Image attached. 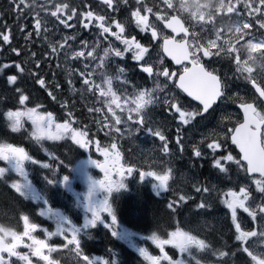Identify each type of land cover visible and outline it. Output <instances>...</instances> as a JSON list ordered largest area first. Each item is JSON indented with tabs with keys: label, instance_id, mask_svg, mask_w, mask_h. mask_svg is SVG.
I'll list each match as a JSON object with an SVG mask.
<instances>
[{
	"label": "rangeland",
	"instance_id": "obj_1",
	"mask_svg": "<svg viewBox=\"0 0 264 264\" xmlns=\"http://www.w3.org/2000/svg\"><path fill=\"white\" fill-rule=\"evenodd\" d=\"M25 1L31 4V0ZM96 1H101L103 6H106L107 8L104 13L97 9V12H93V14L105 15L106 19L120 21L125 26V35L129 39L135 36L140 43L150 48L153 55L151 60H149V63H151L155 68H159V57L155 55V50L152 45H156L158 47V45L162 43V39L153 41L151 39L150 31L147 33L140 32V30L136 27L135 19L131 14L138 6L141 8L152 7V14H148L143 11L142 14L149 15L150 22L157 27L161 37L163 35H168L170 32L163 28V26L156 21L155 18L157 10L161 14H165V6L163 5L162 0H139V5L138 0H112L113 7H109L105 3V0ZM259 3L260 0H169V8L171 10H168L166 14L171 15V17L176 15L179 16L183 22L186 23L187 28L190 29L191 34L189 45L194 55V60L198 62L202 49L206 50L208 54H213L214 57L211 60L207 57H202L201 62H203L208 68L218 69L221 77L225 79V83L228 85L227 95L221 100L219 110L214 113L212 117H208L206 121H203L194 127L184 126L182 128L180 135L183 138V152L179 150V147L175 142L177 137L178 121L173 119L169 110L162 103V101L164 96L169 91H175L181 102L184 104L189 103L190 100L184 98L178 89H176L170 82H167L164 78L161 77L158 80L155 77L149 78L146 73L141 71L139 65L131 59L130 53L125 59H123V62L120 63V58L110 57L111 53L109 52V58L105 62L106 67L103 71L106 76L113 79V89L117 92V94L133 96L143 88L154 90L153 95L158 96L161 103L151 106L148 109V115L151 117L152 121L157 122L158 125L162 127L165 135L168 137L169 148L171 150V154L168 157H164L162 155L160 150L161 142L158 138L152 137L149 133H146L143 130L137 132L135 126H132L131 124L127 126L122 124L120 126L122 134L116 133L115 127H113L110 132L109 128L105 125L112 124V114L108 112L105 103L107 98L101 97L98 91L90 92L85 88L87 91L82 90L79 98L75 94L76 91H73L72 89L71 92H65L64 99H55L56 102L59 101L66 104V107L62 111L66 117H68L67 113L70 111L74 120L81 123L86 122L84 125L90 129L89 134L91 135V139L99 142L102 148L108 147L113 142L117 143V151L121 154L120 163L125 168L129 166H133L135 168L140 166L136 171V175H138L140 171H162L165 167V164L162 163V161H167V167H171L173 170L172 178L169 181V191H160L158 188H154L153 185L155 181L152 177H145L143 180L140 179L139 187L146 186L150 188L149 190L153 194L161 196L162 201H168L170 203L173 200H177V208L183 209L186 205V219L188 220L187 226L188 228H191V230H188V228L184 230L190 232L196 230L199 237L206 239L211 243L214 250L219 251H225L228 250V248L232 251H236L234 226L232 223L228 226V223L231 222L230 213L227 214L230 219L224 217L223 210L218 206H216L214 210H211L212 207L205 209L198 208V205L202 201L206 204H209L210 201L214 200L216 203H221L222 190L216 188L215 185L216 190H211L209 193H197L194 185L199 187H208L209 189H213L214 185L210 183L209 179L210 185L208 184L209 186H207V177L198 178L196 164L199 163L201 165L202 162L206 161V157L208 156L211 157V160L214 163V156L211 153V150L206 147V143L211 142V140L208 139L205 143H201V140L205 137L211 138L213 132L222 134L227 128L233 127L236 124V121L240 118V113L236 109V104L241 101L236 99L234 103L232 100L228 99V96L234 98L242 97L244 100H250L251 102L254 100L255 95L248 88L249 83L247 81L251 80L256 81L257 83H264V27H261V25H264V9L259 7ZM37 7L39 14L47 12V8L43 2H39ZM41 7L42 10L40 9ZM53 9L54 7L50 8L51 15L53 13ZM29 13L30 15L27 20L32 19L34 16L32 9L31 11L28 10V14ZM53 19H57V21H55L57 23L61 20L60 17L58 19L57 16H53ZM81 20L82 24L87 22L85 18ZM81 20L77 23V25H69L64 30H62L59 25H53L50 23V47L52 50L62 49L64 55L66 56L64 61L65 63L68 64V60H70L73 64H75L77 60L72 58L73 53L75 51L84 50L82 46V42L84 41L88 44V50H91L97 42L100 43L101 39H103L102 50L109 46V41H111L115 46L123 47L115 40V37H112L111 35L105 39L95 25H92L89 28L83 27L80 31ZM29 24L32 23L29 22ZM113 31H118L115 29L114 24ZM179 40H181V38H179ZM60 45H63V47L61 48ZM67 48H70L68 52L66 51ZM95 55L99 56L97 47L95 48ZM103 56L104 53L99 57ZM3 57L4 55L2 54L0 48V60ZM146 59H148V57H146ZM164 61V66L167 67L169 71H178L180 69L173 67L172 63L169 62L166 57H164ZM126 65H132L133 68L136 69L135 74L139 73L141 77L145 76L147 80L152 82V86L135 84H130L129 86L123 85L121 81L126 79L129 82L127 75L128 73L131 74V72L127 70ZM0 67H3L2 62H0ZM92 67H95V64H92ZM118 68L124 69L123 74L118 72ZM92 79H94L97 84L102 82L100 70L95 73ZM166 83L168 84V89L163 92ZM26 89L31 90L32 87ZM34 94H36V91H34ZM82 94L84 97H82ZM191 103L195 104L192 101ZM256 103L257 105H260L258 100H256ZM97 108L100 109L99 112L89 111V109ZM0 117H4V114H0ZM122 118L126 119V113ZM197 119L199 120V118ZM54 122L62 123L57 119H54ZM0 136L4 137L2 133H0ZM112 138H118L119 141L116 142V140ZM0 139L2 140H0V144H9L3 141L4 139ZM65 141L71 140L64 139L52 141L42 139L40 142L42 146L50 149V152L53 153V155H50V179L55 178L56 180L54 184H50V212L48 213V206L47 209L42 207V213L46 218L48 226L38 225L36 230L31 233V235L35 237L34 240L30 241L25 237L23 241L22 236H27L29 234V229L26 225H24L22 217L25 215L28 216L29 223L35 224L33 223L35 220L32 218L34 212H31V210L27 211V214H22L21 219L15 222V225L18 226V222L21 223L23 221L22 235L14 229L7 230L0 227V251L12 250L22 255H28L32 264H46V262L42 261L39 257L34 256L32 250L24 246L27 245L26 242H30L32 248L36 249L39 248V245L35 243V241H44L51 248L55 249V251L44 249V252L41 250L42 255L45 254L50 256L47 264H77L78 260L79 264H84L83 255H86L93 261L96 260L95 258L102 259V262L97 261L96 263V261H94V264H106L105 262L107 261H111L113 264H121L122 262L124 264H149V261L145 260L144 257L141 256L139 251L141 248L147 249L149 254L152 256H161L160 249L152 243L150 239H148L154 231L146 233L133 226H127V223H125L122 219H117V235L114 236L112 234V229L110 227H106V224H111V217L107 213L101 214V222L105 225L103 231L114 237L116 241L107 244L106 250L108 252L106 256L101 254L95 256L84 251L82 243L83 239L86 237V235L84 237L85 232H96V229L94 228L97 227L100 222H97L94 227L85 226L86 220L91 218L87 197L90 178L92 179V177L88 175L91 173V170L83 166L80 162L78 163V153L76 152L73 158V161L75 162L74 171L72 172L73 178L69 179L66 184L63 183V179L59 177L58 173L55 176L51 173L54 168H57L60 172L62 171V159L56 153H59L62 157L64 154L63 151H66L64 148ZM221 143L223 147L215 154V158H219L221 155H227L228 140L225 141L221 138ZM194 145L202 151L204 154L202 157L198 158L194 156ZM13 146L17 147V145ZM94 146L95 145L91 146V148ZM122 148L127 151L125 152ZM97 155L100 156V158H97L100 160L99 162L102 164L105 163V157L98 151ZM83 158L85 157H81V159ZM30 162H32V159L25 161L24 166H27ZM224 164L226 168H233L234 165L233 163L226 161ZM13 165H15V161L10 160V166ZM149 165H151V167H149ZM95 168L101 172V174L98 175L99 178H97V180H104V172L97 167ZM216 171H218V174L221 176L224 175V173H221L218 169H216ZM133 177V173L131 175H125L124 180L127 183V178ZM227 177V175L224 176L223 180H227ZM216 179L219 178L217 177ZM238 180V178L234 179V186L241 183L242 180L240 179L239 182ZM75 182L80 185L81 190L77 189V186H74ZM25 183L26 181L23 182L22 189L24 190L22 194L26 197L30 194L28 196L35 200L33 207L36 210V207H39L41 204L39 202L37 203L39 197H36L33 191H30L29 189L26 190ZM234 186L230 182V187L234 188ZM255 191L264 196V194L260 193L258 189H255ZM158 192L159 194H157ZM217 193H220L221 195H217ZM31 194H34V197ZM80 194L85 195L80 196ZM180 194H185L191 197V199H189L186 204L180 203L178 201V196ZM105 195L107 194L103 191H97L91 198V202L96 204L103 200ZM56 196L59 199L58 205L66 208L60 209L56 207V205L54 206V199ZM149 196L150 194L148 193L146 197ZM112 198L113 193L109 197L110 203H112ZM251 198H256L254 199V202H259L257 197L251 196ZM261 200H264V198ZM61 202L68 205L62 206L60 205ZM113 210L117 218L118 215L115 212V206H113ZM22 212H24V210ZM39 212L41 213V211ZM238 218L241 223L243 220L244 222L246 220L245 216H238ZM146 221L148 225L155 222L152 219H148ZM257 223H260V221L258 220ZM120 225L122 227H120ZM72 228L80 229L77 233L82 253L80 257H77L74 245H68L65 247L67 239L71 238L70 230ZM243 228L248 230L246 226H243ZM252 228L256 229V224L252 223ZM107 230L109 232H106ZM171 231H174V229L170 230L169 233ZM63 232H65L64 235H62ZM48 233H55V235L49 236ZM137 233L138 235H136ZM155 233L162 240L168 238L163 237L157 232ZM229 234H231L230 238H227ZM220 245H224L226 249L222 250ZM252 247L257 250L264 247V240H256ZM164 250L174 260H184L185 264H196V260H199L201 264H215L216 260V257L212 254V252L201 253L199 250L192 249V255L190 257L188 253L181 256L178 250L173 248L171 245H164ZM121 252H124L125 254L122 255ZM4 255L7 259V254L5 253ZM12 260H16L18 264H25V261L20 260L17 257H12L11 261ZM236 261L244 264L243 256L238 254L234 258L233 262ZM164 262L166 261H162L161 264Z\"/></svg>",
	"mask_w": 264,
	"mask_h": 264
},
{
	"label": "snow or ice",
	"instance_id": "obj_2",
	"mask_svg": "<svg viewBox=\"0 0 264 264\" xmlns=\"http://www.w3.org/2000/svg\"><path fill=\"white\" fill-rule=\"evenodd\" d=\"M105 3L109 7H113L112 0H105ZM162 3L165 6V14H161L157 10L155 18L156 21H158L163 26V28L170 30V34L168 35H163L161 37L157 27L150 22L149 15L142 14V11L152 14V7L141 8L138 6L131 14L132 17H134L135 25L140 30V32L147 33L150 31L151 39L153 41L162 39V43H160L158 47L156 45H152L153 49L155 50V55L159 57V68H155L151 63H149V60H151L153 55V52L150 51V48L140 43L135 36L129 39L125 35V26L120 21L106 19L105 15H94L91 11H88L84 14L87 22L83 23V27L89 28L92 25H95L99 29L100 34L104 36L105 39L111 35L112 37H115V40L118 41L123 47L115 46L111 41H109V46L104 50V56L99 57L95 55V48L99 46V42H97L96 45L91 48V50H88V44L86 41H84L82 42L84 50L75 51L72 58L76 60L83 58L85 61L84 71L80 73L81 77H83L84 87L90 92L98 91L101 97L107 98L105 103L108 112L112 114V124L105 125L109 128V131L111 132L113 127H115L116 133L122 134L120 126L122 124L125 126L131 124L132 126H135L137 132L143 130L146 133H149L152 137L158 138V140L161 142L160 150L162 155L164 157H168L171 154L168 137L165 135L162 127L159 126L157 122L152 121L151 117L148 115V109L151 106L161 103L160 98L158 96H154V90L149 88H143L133 96L117 94V92L113 89V79L106 76L103 71L106 67L105 62L109 58V52L111 53L110 57L120 58L121 60L125 59L130 53L131 59L135 61L137 65H139L141 71L146 73L149 78L155 77L157 80L161 77L164 78L176 89H179L180 92L191 98V101L196 102L195 104H192L191 101L187 104L182 103L175 91L167 92L162 101V103L169 110V113L173 119L178 121L177 137L175 142L181 152L184 150V145L182 142L183 138L180 135L182 128L184 126L194 127L201 122L206 121L208 117H212L213 114L219 110L220 106L217 104V102L227 95L228 85L225 83V79L221 77L218 69L208 68L204 63H201L202 57H207L209 60H211L214 55L201 53L198 60L201 70L210 79L215 78L216 84L218 85V93L211 95H200L190 90L191 74H189V76H185V73H188L192 68L193 61L191 58L185 60L177 59L166 47V41H168L170 38H178V36L168 26V22L171 19V15L166 14L168 10H171L169 8V0H162ZM17 7L19 6L17 5ZM259 7L264 9V0H260ZM74 15H76L75 12L69 15L68 19L71 20ZM52 16H57L59 19L57 13H52ZM61 23H65V21L61 20ZM113 24L115 29L118 31H113ZM261 27H264V25H261ZM35 28L37 30V34H39V29L41 28L40 20L36 21ZM0 37H2L4 43H10L9 34L0 32ZM60 47L62 48L63 45H60ZM53 51L55 50L53 49ZM17 54L19 55L18 52ZM146 57H148V59H146ZM164 57L170 58V60L174 62L175 65L180 66V69L178 71H169V69L164 66ZM25 63H27V61H25ZM92 64H95V67H92ZM189 65H191V67H189ZM8 67H11V65L5 64L3 67H0V72H3V70ZM14 67L19 73L25 72V69L19 63L15 64ZM37 68H39V64H37ZM98 70H100V75L102 77V82L100 84H97L95 80L92 79ZM118 72L123 74L124 69L118 68ZM29 75H34L36 82L41 87L45 86V79L41 78L38 72L35 74L29 73ZM17 81V75L7 76V84L14 86L15 92L18 94L19 105L25 106L29 101V96L24 94L23 90L18 86ZM247 82L251 84L252 88L255 90V93H258V96L254 98L253 102H247L242 97L234 98L228 96V99L232 100L234 103L236 99L241 101L239 103V108L243 112L242 122L237 120L235 126L227 128L222 134L213 132L211 138L205 137L201 140V143H205L208 139L211 140V142L206 143V147L211 150V153L214 156L213 166L216 169H218L221 173L226 174L229 169L225 167L224 162L226 161L235 164L237 169L242 170L246 174H250L258 191L264 194V169L253 167L251 170H249L248 150L245 147L247 141L244 137L243 129L238 131L239 125L244 123L249 111H252L253 116L258 123L264 122V94H262L261 91H257L258 88L264 90V83H253L251 80H248ZM121 83L123 85H127L128 80L125 79L121 81ZM167 89L168 84L166 83L163 92ZM73 91H75V89H73ZM49 95H52V93H49ZM53 99H55L54 96ZM256 100L260 101V105H257ZM214 105L217 107L214 108ZM248 105H251V108H248ZM89 111L99 112L100 109H89ZM125 113L126 119L122 118ZM205 114L208 115L206 116ZM5 115L7 120L11 122L10 126L12 131H18L23 126V121L25 119L30 121L33 127L32 134L37 140L47 139L59 141L69 139L75 145L87 150H90L91 146L95 145L96 150L105 157V163L102 164L97 160H91L90 163L104 172L105 179L92 180L90 178L87 199L89 201L88 208L91 213V218L86 220L85 226L94 227L97 222L102 221L101 214L107 213L111 217V224H106V227H110L112 229V234L114 236L117 235V218L114 214L113 206L112 203H110L109 197L113 192H117L126 188V184L124 182L125 175H131L133 172L137 171V169L133 166L125 168L120 163L121 154L119 151H117V143L113 142L108 147L102 148L99 142L93 141L89 137V130L87 126H84L82 129L73 126L75 121L70 111L67 113L68 119H66L63 123H55L51 112L40 113L36 107H25L23 110L20 108H10L5 112ZM197 118H199V120ZM260 126L261 139L264 140V123H261ZM221 138L225 141L230 138L231 143L239 149V159L234 157L230 152L227 155H221L219 158H215V154L223 147ZM193 154L198 158L204 155L202 151L195 145L193 146ZM31 159L32 158L23 147H15L12 144H0V161L8 162L10 160H14L16 171L22 177L26 178L24 162ZM162 163L165 164V167L162 171H140L139 179L143 180L145 177H152L155 181L153 185L154 188H158L160 191H169V181L172 178L173 170L171 167H167V161H162ZM42 166L45 168L49 167L48 164H44ZM149 167H151V165H149ZM4 172L5 168L0 167V176H2ZM55 175L56 173L53 172V176ZM114 175L118 176L119 179H114ZM257 176L258 178H255ZM68 180V176L63 177V183L66 184ZM48 182L50 184H54L56 180L48 179ZM22 187L23 186L20 183H15L12 185V188L17 193H21ZM194 188L197 193H209L211 190L215 189V185L213 186V189L195 185ZM97 191H103L107 195H105L103 200L93 204L91 202V198ZM157 194H159V192ZM217 195L221 194L217 193ZM250 195L251 194L246 187H239L238 191L229 189L222 192L221 203L230 212L231 223L234 226V238L237 242L235 245L236 251H232L231 249L225 251L214 250L211 243L206 239L201 238L190 231H185L179 226V223H177L175 230L168 234L167 239L162 240L155 232H153L151 236L148 237V239H150L152 243H154L160 249L161 256H152L145 248H141L139 250L141 256H143L145 260L149 261V264H161L162 261H166L167 264H185L184 260H174L167 252H165L164 245H171L173 248L178 250L181 256H183L185 253H188L191 257L192 249L199 250L201 253L212 252V254L216 257L215 264H228L227 258L230 256L236 257L238 254L243 256L244 264H264V247L258 250L252 247L256 240H264V202L256 205L255 208L250 207ZM189 199H191V197L185 194H180L178 196V201L180 203L186 204ZM167 207L171 213L175 214L178 210L177 200H173L172 202L168 203ZM209 207H211V205L206 204L203 201L198 205V208L200 209ZM238 209H242L243 212L251 218V222L256 224V229L249 228L248 230H245L243 228L238 218ZM22 219L24 221V225H26L29 229V234L23 237V241L25 237L30 241L34 240L35 237H33L31 233L36 230L37 225L30 224L29 217L26 215L23 216ZM258 220L260 223H257ZM70 231L71 238L67 239L65 247L68 245H74L76 255L77 257H80L82 253L80 249V242L77 236V233L80 231V229L72 228ZM65 232H63L62 235H64ZM48 235L52 236L55 235V233H48ZM35 243L39 245V248L33 249L31 243L24 246L32 250L34 256L39 257L47 264L50 256L45 254L42 255L41 250L44 252V249H49V251H55V249L51 248L44 241H35ZM5 253L7 254V259L5 258ZM12 257H17L18 259L25 261V264H32V261L28 255H22L12 250L0 251V264H11ZM83 262L84 264H94V261L90 260L86 255H83ZM77 264H79V260L77 261ZM196 264H201V262L196 260Z\"/></svg>",
	"mask_w": 264,
	"mask_h": 264
},
{
	"label": "trees",
	"instance_id": "obj_3",
	"mask_svg": "<svg viewBox=\"0 0 264 264\" xmlns=\"http://www.w3.org/2000/svg\"><path fill=\"white\" fill-rule=\"evenodd\" d=\"M2 18L3 17H1L0 19V25H2L1 22ZM4 25H8V26L7 29L2 30L3 33H7L8 30H12L16 27L14 21L13 22L8 21ZM32 49L36 50V47L32 46ZM4 50L6 51V55H7L5 60L10 64H17V63L21 64V66L25 69L24 72L25 76L28 75L30 77V78L28 77V79H31L30 82L36 88L40 89L41 87L36 82L34 75H29V73L35 74L38 72L40 77L42 75L46 76L47 73L46 68H48V66L45 64L39 52L31 50L32 53L34 54V58L28 59V58H22L21 56L15 54L13 49H9L6 46H4ZM48 51L50 53V50ZM25 61H27V63H25ZM37 64H39V68H37ZM77 65L80 66V63L77 62ZM7 73H10V71L7 70ZM65 80L66 78H64L63 82ZM75 87L78 89L79 83H76ZM3 93H4V89L0 85V103L3 106L5 107L11 106L12 108H16L19 106L15 99L3 96ZM9 102H11L12 104L10 105ZM0 130H2L0 132L2 133V135L9 133V130L5 125H1ZM205 171H206V167L201 169V173ZM64 175H67L66 171ZM135 186H132V192H135L138 195L137 197L131 196V193L129 191L124 190L122 192H119V196L115 201V207H117L116 212L119 215V218L124 220L125 223H127V226L129 227L133 226L136 229L140 231H144L146 233H149L150 231H154L159 233L163 237L167 238L169 231L173 230V228L177 226V223H179V226L181 228L184 227L185 223L188 224V220H186V217L182 218L180 215V213L185 212L184 210L177 211L175 214H173L168 209L167 202L160 201V199L153 194H150L149 197H146L144 193H140L138 191L139 187H135ZM1 202L2 200L0 198V204ZM58 203H59V199L56 196V198L54 199V206L56 205V207L60 208L61 206H59ZM62 203H60V205ZM148 219H152L155 222L151 225H148L146 221ZM103 229L104 227H99L95 230L96 232H89L87 234L86 236L87 238L85 239V245H84V250L86 253L88 252L89 254L93 253L100 255L104 251L103 248L106 247L107 242H111L115 240L114 237H112L110 234L105 233Z\"/></svg>",
	"mask_w": 264,
	"mask_h": 264
},
{
	"label": "water",
	"instance_id": "obj_4",
	"mask_svg": "<svg viewBox=\"0 0 264 264\" xmlns=\"http://www.w3.org/2000/svg\"><path fill=\"white\" fill-rule=\"evenodd\" d=\"M168 26L177 35L181 33H185L184 30H182L183 28L178 24L169 23ZM185 34L188 35L187 33ZM166 47L171 51V53L177 59L185 60L191 58L187 41H184L182 43H175V40L166 41ZM189 74H191L190 75L191 91L196 92L200 95H211L214 93H218V85L216 84L215 78L210 79L206 74H204L201 70V66H197L194 63H192V68L189 70L188 73H185V76H189ZM257 91H261L262 94H264L262 89L258 88ZM247 107L251 108V105H248ZM252 127L255 128L256 130H253ZM260 127H261L260 123L256 121L252 111H249L247 113L244 123L239 125L238 127V131L243 129V134L247 141L245 147L248 150L250 168H253L252 167L253 164L254 167L258 169H264V155H263L264 153L260 147V138H259Z\"/></svg>",
	"mask_w": 264,
	"mask_h": 264
}]
</instances>
